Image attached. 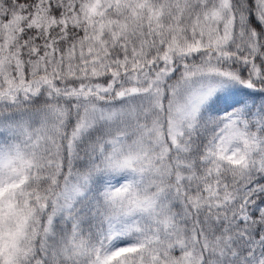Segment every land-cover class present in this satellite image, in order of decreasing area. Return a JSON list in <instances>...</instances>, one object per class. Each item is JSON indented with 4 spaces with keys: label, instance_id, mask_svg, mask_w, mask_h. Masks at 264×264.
<instances>
[{
    "label": "snow or ice",
    "instance_id": "1",
    "mask_svg": "<svg viewBox=\"0 0 264 264\" xmlns=\"http://www.w3.org/2000/svg\"><path fill=\"white\" fill-rule=\"evenodd\" d=\"M0 264H264V0H0Z\"/></svg>",
    "mask_w": 264,
    "mask_h": 264
}]
</instances>
